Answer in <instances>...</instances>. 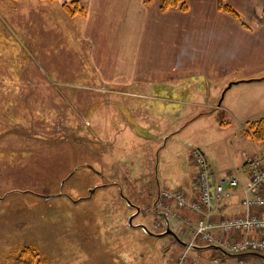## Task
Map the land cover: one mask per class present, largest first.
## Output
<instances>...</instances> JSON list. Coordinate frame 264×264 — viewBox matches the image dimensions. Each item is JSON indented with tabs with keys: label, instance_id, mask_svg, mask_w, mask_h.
Instances as JSON below:
<instances>
[{
	"label": "rangeland",
	"instance_id": "obj_1",
	"mask_svg": "<svg viewBox=\"0 0 264 264\" xmlns=\"http://www.w3.org/2000/svg\"><path fill=\"white\" fill-rule=\"evenodd\" d=\"M62 6L0 0V264H18L29 248L39 264H123L128 256L157 264L159 250L174 262L180 247L172 237L129 226L137 211L124 196L141 208L133 224L160 234L157 189L195 188L193 148L218 172L238 174L243 153L259 146L244 136V124L264 118V81L228 88L241 76L235 73L209 81L211 96L184 92L197 84L180 82L165 88L167 96L179 92L175 106L104 84ZM260 12L248 20L264 21Z\"/></svg>",
	"mask_w": 264,
	"mask_h": 264
},
{
	"label": "crops",
	"instance_id": "obj_2",
	"mask_svg": "<svg viewBox=\"0 0 264 264\" xmlns=\"http://www.w3.org/2000/svg\"><path fill=\"white\" fill-rule=\"evenodd\" d=\"M72 1L75 0H56L53 3L60 5ZM76 1H79L86 12L85 16L72 17L79 26V46L84 45L81 48L87 51V58L95 68V77L99 82L137 89L134 90L135 94L151 95L149 98L153 99H168L170 102L167 104L172 106L179 105L175 103V95L179 92L174 89L171 91L173 95L167 96L165 88H176L174 84L180 82L197 84L195 90L186 88L184 92L192 94L205 91L209 92L210 96L211 91L207 89L209 81L214 83L213 80L228 76L233 78L235 73H240L241 76L228 81L233 80L232 83L237 84L260 82L258 85H263L264 75L260 74L264 73V21L253 24V19L261 16L260 10L264 7V0H226L236 9L243 21L245 20L248 27L220 10L218 0H186L187 10L172 9L166 12L160 9L162 0H154L151 6L145 5L144 0ZM244 68H248L247 72ZM200 83L205 84V89L199 87ZM212 91L214 92L213 89ZM217 96L218 94H215V98ZM238 107L237 104L229 106L230 109ZM254 150L253 154L243 153V162L238 174H235L243 185L249 177L245 158L264 156V146L261 144L254 146ZM207 161L214 174L224 175L223 172H218L208 159ZM120 189L115 192H122ZM160 190L162 189H157L154 201L158 198ZM185 192L189 200L196 198V186L193 190L188 189ZM242 199V186L222 201L213 199V218L218 221L221 217L245 214ZM251 211L258 212L257 209ZM173 213L170 216V226L172 227L171 218H174V225H177L179 230H187L185 236L179 235L183 242H187L189 228L181 221L187 218L196 225L204 215L189 207L175 209ZM172 229L175 232L177 230L173 227ZM214 234L215 237L220 235L218 231ZM250 236L258 238L260 233L251 232ZM231 237L235 239L237 234H232ZM125 241L133 244L127 237H122L121 242ZM146 241L149 243V239ZM174 242L180 247L176 260L172 261L173 253L168 255L159 250L155 257L157 264H178V259L186 247L175 239ZM197 246L203 247L201 244ZM209 250H192L190 260L184 264H193L191 259L201 263L210 262L222 255L215 249ZM147 259L150 260V257ZM237 259L222 255L218 264H231ZM124 260L123 264L135 263L132 256L125 257Z\"/></svg>",
	"mask_w": 264,
	"mask_h": 264
},
{
	"label": "built area",
	"instance_id": "obj_3",
	"mask_svg": "<svg viewBox=\"0 0 264 264\" xmlns=\"http://www.w3.org/2000/svg\"><path fill=\"white\" fill-rule=\"evenodd\" d=\"M191 160L197 170L196 198L189 200L187 192L182 189H162L153 207V211L159 210L167 217L174 214L173 210L186 207L204 215V218L199 219L196 225H193L187 218L181 221L189 228V240L179 262L183 264L190 260L188 255L192 251V246L199 244L218 245L231 254L256 252L264 255V156L246 157L249 177L245 185L235 174H214L207 158L199 149L192 150ZM241 186L243 193L241 204L246 209V213L234 217H221L216 221L211 210L212 200L222 201ZM252 209H257L258 212L251 211ZM215 231L220 233L218 237H215ZM186 232L187 230L181 228L178 234L184 235ZM251 232L260 233V237H251ZM232 234H237V238H232ZM221 259L222 255H219L209 263L218 264ZM252 260L250 257H239L231 264H263L262 261ZM191 261L193 264H203L199 260L191 259Z\"/></svg>",
	"mask_w": 264,
	"mask_h": 264
},
{
	"label": "trees",
	"instance_id": "obj_4",
	"mask_svg": "<svg viewBox=\"0 0 264 264\" xmlns=\"http://www.w3.org/2000/svg\"><path fill=\"white\" fill-rule=\"evenodd\" d=\"M17 1V0H12ZM49 2H55L56 0H43ZM154 0H144L145 5L151 6ZM219 9L231 15L235 19L241 22L239 14L226 4V0H218ZM63 9L68 16L74 17L77 15L85 16V10L80 6L79 1H72L70 3H64ZM188 8L186 0H162L161 11L166 12L172 9H179L185 11ZM244 136L256 143L264 146V118L247 121L244 124ZM18 264H39L38 253L35 250L24 249L20 254Z\"/></svg>",
	"mask_w": 264,
	"mask_h": 264
},
{
	"label": "water",
	"instance_id": "obj_5",
	"mask_svg": "<svg viewBox=\"0 0 264 264\" xmlns=\"http://www.w3.org/2000/svg\"><path fill=\"white\" fill-rule=\"evenodd\" d=\"M234 83H231L228 88H230ZM100 187H105V185L103 186H100ZM99 187H95L93 189L90 190V193H89V197L90 198L98 189ZM121 196L123 197L122 195V192H120ZM83 199H86V198H83ZM124 199L126 200V202L128 203L129 206L133 207L136 209L137 213L132 215L130 218H129V226L131 228H140L142 230H144V232L150 236V237H154V238H164L166 236H171L173 237L178 243H180L181 245L187 247L188 246V243L187 242H183L180 237L177 235V233L171 229L170 227V220L169 218L163 213V212H160V211H156L157 214L165 221L167 227H166V230L163 232V233H160V234H156L154 232H152L146 225H134L133 224V220L140 215L141 213V208L139 206H136V205H133L125 196H124ZM79 201V200H78ZM76 201V202H78ZM209 249H215L217 251H219L223 256L225 257H228V258H238V257H254V258H257V259H260L263 261L264 263V255L263 254H260V253H256V252H248V253H243V254H231L227 251H225L223 248H221L220 246L218 245H207V246H203V247H200V246H197V245H194L192 246V250H209Z\"/></svg>",
	"mask_w": 264,
	"mask_h": 264
},
{
	"label": "flooded vegetation",
	"instance_id": "obj_6",
	"mask_svg": "<svg viewBox=\"0 0 264 264\" xmlns=\"http://www.w3.org/2000/svg\"><path fill=\"white\" fill-rule=\"evenodd\" d=\"M85 198H88V196H86Z\"/></svg>",
	"mask_w": 264,
	"mask_h": 264
}]
</instances>
